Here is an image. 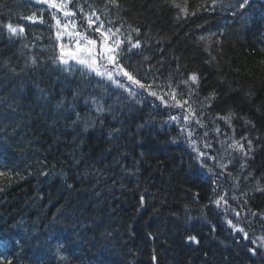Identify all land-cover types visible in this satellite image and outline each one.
Here are the masks:
<instances>
[{
	"label": "trees",
	"instance_id": "1",
	"mask_svg": "<svg viewBox=\"0 0 264 264\" xmlns=\"http://www.w3.org/2000/svg\"><path fill=\"white\" fill-rule=\"evenodd\" d=\"M241 2L70 0L65 18L0 0V264H264V0ZM93 10L120 29L119 64L170 84L203 127L123 75L59 62L56 19L83 30Z\"/></svg>",
	"mask_w": 264,
	"mask_h": 264
},
{
	"label": "snow or ice",
	"instance_id": "2",
	"mask_svg": "<svg viewBox=\"0 0 264 264\" xmlns=\"http://www.w3.org/2000/svg\"><path fill=\"white\" fill-rule=\"evenodd\" d=\"M38 2L46 3L49 5L50 8L57 9L63 12L65 18L75 17L76 15L74 11L66 10L70 0H62V2L60 3H57L56 0H38ZM112 2H114V0H112ZM248 2L249 0H242V2L239 4V7L244 8L248 4ZM215 3L216 0H213V5H215ZM175 6L177 8H180L181 13H183L185 17L189 15L186 5L184 7H181L179 4H175ZM79 11L83 13L84 8L80 6ZM191 14L195 15L194 12ZM53 16H55V13H53ZM34 18H35V13H33L32 16L26 17V19H28L29 21H33ZM84 19L86 20L87 28L83 30H78L77 25L72 23L71 21H68L67 23L61 25V21L59 19H56V26L58 28V31L56 33L57 40H60L62 36H66L67 39L71 42L67 46V50H66V45L64 43L60 44L59 46L60 55L57 57L60 63L64 65H68L70 61H74L77 65L83 66L89 72L95 73L97 76L113 81L118 87L121 88H124L125 85L121 83L118 79H116V77L118 75H123L129 81L136 84L140 89H144L148 91L152 97L158 99L161 102V104H163L165 107H173V108L181 109L182 116H170L169 117L170 121H173L179 125L181 123V120L183 121L195 120L199 126L203 127L200 120L196 117L195 110L191 107V104H189L188 100H178L176 91L175 89L171 88L170 84H169L170 90L167 93L160 94L156 91H152L151 85H145L141 83L139 80H136L130 73H128L123 68V65L119 64L117 60V55H118L117 50L119 49L120 44L124 43V41L120 40L117 35L120 32V29L117 28L115 31H113L111 27L106 28L105 22L100 19V16L97 15L95 10H93L91 13H85ZM108 23L111 24V21H109ZM7 28L10 30V32L13 35H20L23 34L24 32V29L22 27L20 28L13 27L12 24H8ZM88 30H91L93 33H98L99 35L96 36L95 39H92L88 35ZM128 39L130 41L131 38L129 37ZM201 39H204V37H201ZM134 46L139 47V41H137ZM189 79L190 81L195 82L197 81V76L193 74L190 76ZM183 83L187 85L189 81H183ZM129 91L131 92V89H129ZM131 94L135 95V93H131ZM165 95L169 97V100L171 102L166 101L164 99ZM102 110H103L102 108L97 109V111H102ZM220 119H223L226 122L230 123V116L220 117ZM180 131L184 133L186 131L185 127H181ZM215 131L218 132L219 129L217 128L215 129ZM186 135L187 138L190 139V146L198 154L197 158L199 159L200 157H204L206 153L201 152L199 148L196 146V141L194 139H191L193 132L188 130L186 132ZM205 135H207V133H205ZM244 139H245L244 137L241 138V140ZM247 143L249 146H251V140H248ZM204 147L209 148L211 147V145L205 143ZM230 147L240 151L244 155H247L244 149V144L241 143L240 141L234 140L233 143L230 145ZM209 158L215 159V157H209ZM220 166L226 168V165H220ZM208 171L212 172V168H208ZM213 191H215V189ZM221 202H223L224 205L228 204V201L225 200L223 196H221L219 199L214 201V203L217 206H220ZM236 215L238 216L239 213H236ZM253 215H255V213H253ZM227 223L237 231L244 233V236L247 237V232H245L243 228H240L237 225L232 224L231 220H228ZM190 239L194 240L195 237H190Z\"/></svg>",
	"mask_w": 264,
	"mask_h": 264
},
{
	"label": "water",
	"instance_id": "3",
	"mask_svg": "<svg viewBox=\"0 0 264 264\" xmlns=\"http://www.w3.org/2000/svg\"><path fill=\"white\" fill-rule=\"evenodd\" d=\"M71 62H74V61H71Z\"/></svg>",
	"mask_w": 264,
	"mask_h": 264
}]
</instances>
